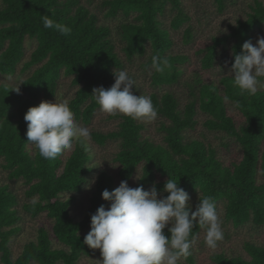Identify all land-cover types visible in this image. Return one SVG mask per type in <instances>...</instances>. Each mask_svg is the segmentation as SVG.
I'll use <instances>...</instances> for the list:
<instances>
[{
    "label": "trees",
    "instance_id": "trees-1",
    "mask_svg": "<svg viewBox=\"0 0 264 264\" xmlns=\"http://www.w3.org/2000/svg\"><path fill=\"white\" fill-rule=\"evenodd\" d=\"M0 0V167L8 181L20 180L23 197L20 198L9 183L0 182V262L1 264H78L82 255L100 253L83 243L85 230L90 229L91 215L109 202L102 199V191L116 188L115 178L96 165L93 143L104 145L114 140L118 149L113 156L117 163L118 182H128L136 175L134 187L144 188L156 184L162 192L169 178L178 180L188 193L210 196L216 208L222 202L224 216L233 227L250 223L264 225V88L254 96L241 93L230 74L222 75L218 84L207 82L193 73L187 84L189 97L182 105L174 92L154 90L149 93L158 109V129L161 141L143 135V124L120 115L114 130L91 131L87 149L80 141L73 142L71 151L55 159L40 156L38 149L27 141V123L24 115L29 107L51 100L61 75L70 76L76 86L68 99L75 122L89 124L99 107L92 97L94 87L106 89L114 83V71L124 67V60L143 56L149 48L145 62L159 53L170 61L163 73L150 71V84L158 88L179 82L184 74L182 64L188 57L171 54L173 39L163 26L162 17L167 6L175 10L170 20L173 29H179L190 20L181 0H99L98 6L105 19L117 18L113 28L100 20L89 4L95 0ZM219 9L224 0H216ZM42 15L71 28L67 36L43 27ZM264 27V5L254 0L244 19L228 26V32L213 36L209 43L197 50L200 67L209 69L216 63H231L232 52H239L244 41L251 39L254 29ZM193 32L186 27L182 33L184 43L190 42ZM34 47L26 55L25 43ZM120 44L121 56L116 46ZM20 72L21 92L8 81ZM18 83V85H19ZM17 85V86H18ZM224 97L232 102L242 116L234 120L228 112ZM238 105V106H237ZM198 110L206 117L203 126L230 138L238 147L240 158L229 165L223 164L215 149L202 139L187 136L197 124ZM227 145V143H225ZM96 168H98L96 170ZM92 184L88 206L81 218L70 213L74 195L86 184ZM166 195L167 193H163ZM70 195V196H68ZM33 197L38 204L30 203ZM44 213L50 220V229L39 226L32 239H28L17 254H13L11 240L21 229L23 214L36 217ZM202 228L196 226L193 236ZM166 235H170L167 229ZM243 249L248 256L213 252L208 264H264V245L245 241ZM191 255L179 264H194Z\"/></svg>",
    "mask_w": 264,
    "mask_h": 264
},
{
    "label": "clouds",
    "instance_id": "clouds-1",
    "mask_svg": "<svg viewBox=\"0 0 264 264\" xmlns=\"http://www.w3.org/2000/svg\"><path fill=\"white\" fill-rule=\"evenodd\" d=\"M42 22L44 28L63 36L71 33L69 26L48 15H42ZM232 56L229 74L234 85L241 93L256 95L260 78L264 77V36L258 37L255 45L251 39L244 41L241 50L233 51ZM170 67L169 59L159 53L151 57L150 65H146L149 71L157 73ZM113 76L114 83L109 88L92 89L91 95L103 113L121 114L138 121L151 122L158 118V109L151 97L133 94L136 83L126 70L114 71ZM21 83L11 90L20 94ZM224 99L227 101L228 97ZM24 120L27 141L44 159L52 160L71 151L76 140L87 149L91 139L89 129L75 122L66 100L41 101L28 108ZM143 178L137 173L134 177L138 181ZM92 183L94 181L85 187L90 189ZM101 195L109 202L108 207L101 204L91 215L90 231L83 239L90 249L100 250L101 264H179L181 258L186 260L192 254L196 226L206 230L204 242L210 249H215L224 239L222 220L212 198L199 195V203L193 210L189 193L170 176L162 192H158L155 183L145 189L143 184L131 187L127 180H122L118 187L111 191L104 189ZM38 202L36 197L30 201L33 207ZM165 229L170 235L165 234Z\"/></svg>",
    "mask_w": 264,
    "mask_h": 264
},
{
    "label": "rangeland",
    "instance_id": "rangeland-1",
    "mask_svg": "<svg viewBox=\"0 0 264 264\" xmlns=\"http://www.w3.org/2000/svg\"><path fill=\"white\" fill-rule=\"evenodd\" d=\"M264 5V0H260ZM85 4L87 2L82 0ZM254 2V0H224V7L219 9L216 0H181L183 9L185 13L190 17L187 23H184L179 29H173L170 26V20L175 13V10H171L169 6L165 10V14L162 17L163 26L166 27L173 39V45L169 52L171 54H183L188 57L187 61L182 64L183 76L180 78L179 82H173L170 84H164L158 88H154L150 84V71L145 67V62L149 54V48L143 56H135L132 61L124 60V67L121 70H126L129 75L132 76L136 85H133V94L139 96H148L154 90H169L175 93L178 97L180 104H184L189 97V86L187 85L191 78H193V73H197L200 78L207 82H214L218 84L219 79L222 75L230 73L229 63H216L214 67L209 69H203L200 67L199 58L200 55L197 54V50L209 43L213 36L221 35L228 32V26L234 24L237 19H244L246 12L249 11V6ZM99 0H95L93 3L89 4L91 8L97 11L100 20L106 21L115 33V27L118 23L117 18H107L105 19L102 15V11L98 6ZM190 27L193 32V38L188 43H184L182 40V33L186 27ZM264 36V27L262 29H254L252 32L251 40L253 44H256L258 37ZM34 47V43L31 41H26L25 50L26 55L29 54L31 49ZM119 54L120 44L116 46ZM231 75V74H230ZM24 74L20 72L19 68L17 73L12 77H7L4 80L8 81L12 85L17 86L19 81L23 78ZM258 88H264V77L260 78V83ZM76 90V86L71 82L70 76L61 75L58 80V85L54 97L49 100L50 102H62L70 99ZM226 107L228 112L233 116L234 120L237 122H242L243 118L237 109L234 107L232 102L226 101ZM120 115L111 116L103 113L98 107L89 124H83L81 122H76L80 127H86L89 131H110L117 128L118 122L120 121ZM197 124L194 129L187 132V136H192L195 138L202 139L205 143L212 146L218 158L225 165H229L233 161H238L240 158V152L237 145L230 139L216 131L207 130L203 126V121L205 115L198 110L196 115ZM143 124V135L149 136L155 141H161L162 132L158 129L159 120L158 118L154 121H140ZM227 143V145H225ZM95 149V163L98 167L105 169L115 178L116 187L119 183L116 178V171L118 165L113 160V156L118 149L117 141L111 140L106 142L104 145L100 146L93 143ZM98 168H96L97 170ZM137 175L140 169H137ZM136 176V175H135ZM134 176V177H135ZM134 177L128 182L129 186L134 187L136 179ZM0 182L9 183L11 188L16 192L18 197H23L24 185L20 180L8 181L6 179L5 171L0 167ZM92 181H90L91 183ZM93 184V183H92ZM150 188V187H148ZM147 188V189H148ZM91 189L84 187L80 192L75 194L74 200L70 206V213L75 219H79L84 214L85 209L88 206V199L91 195ZM191 197V204L193 205L197 201L196 193H189ZM70 196V195H68ZM217 212L222 220V230L224 233V239L218 242V246L215 249H210L205 245L204 237L206 230L201 229L197 234L195 242L193 244V251L195 255L194 264H208L209 257L213 252L224 251L228 255H240L244 258H248L244 249L243 243L245 241H252L259 245H264V225L261 227H254L250 223H245L239 227H233L230 221H227L224 216V206L223 203L219 202L217 205ZM21 229L11 240V247L13 254H17L22 245L28 240L32 239L36 230L39 226L43 225L47 229H50L51 220L44 214L41 213L36 217H31L29 215L23 214L21 220ZM90 229L85 230L83 233L86 235ZM102 259L101 254L98 253L92 256L82 255L78 264H101ZM1 264V262H0ZM31 264H35L34 262Z\"/></svg>",
    "mask_w": 264,
    "mask_h": 264
}]
</instances>
